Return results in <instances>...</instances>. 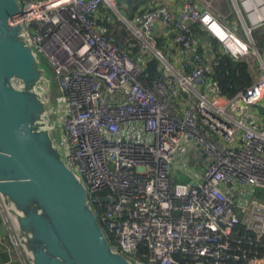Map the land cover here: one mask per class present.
Returning <instances> with one entry per match:
<instances>
[{
    "label": "built area",
    "instance_id": "2783aa9c",
    "mask_svg": "<svg viewBox=\"0 0 264 264\" xmlns=\"http://www.w3.org/2000/svg\"><path fill=\"white\" fill-rule=\"evenodd\" d=\"M124 1L19 0L18 19L67 106V164L111 246L133 263L264 264L247 247L264 240V201L256 196L264 190V49L254 36L264 0H231L240 25L211 1L183 0L177 11L153 5L132 18L122 13ZM102 7L129 30L125 42L98 24ZM196 25L222 52L248 62L250 86L232 98L212 79L217 91L206 87L217 59L205 62ZM160 26L186 53L181 66L159 47ZM154 58L160 73L147 80ZM199 148L209 158L202 176L173 181L183 170L172 173L179 151L188 162ZM0 215V242L28 264L1 195Z\"/></svg>",
    "mask_w": 264,
    "mask_h": 264
},
{
    "label": "water",
    "instance_id": "95a60500",
    "mask_svg": "<svg viewBox=\"0 0 264 264\" xmlns=\"http://www.w3.org/2000/svg\"><path fill=\"white\" fill-rule=\"evenodd\" d=\"M21 12L19 0H0V195L26 258L29 264H135L111 246L85 185L65 160L47 98L52 81ZM172 180L188 183L191 176L178 169Z\"/></svg>",
    "mask_w": 264,
    "mask_h": 264
},
{
    "label": "trees",
    "instance_id": "16d2710c",
    "mask_svg": "<svg viewBox=\"0 0 264 264\" xmlns=\"http://www.w3.org/2000/svg\"><path fill=\"white\" fill-rule=\"evenodd\" d=\"M128 7H124L125 13L128 17L133 16V12L139 8V0H127ZM146 7L145 9H147ZM145 9L142 11L144 12ZM140 12V13H142ZM125 14V15H126ZM126 15V16H127ZM104 20H98L99 23L106 28L108 33L113 35L116 38V41L119 43H123L129 37L130 32L126 28V26L121 21H113L108 19V15L103 18ZM195 34L197 35H206L205 31H203L199 25L195 26ZM158 40V39H157ZM213 45H217L215 40H211ZM159 47H163V40H158ZM135 50V49H134ZM201 51V50H200ZM217 59V65L214 67V70L211 74L213 80L217 82L219 91L227 96L234 97L240 90L250 86L253 82V76L249 71L248 64L245 60L235 59L228 53H223L221 50L217 51L215 54ZM41 63L42 60H40ZM46 63V62H45ZM51 69V68H50ZM159 69L157 60L151 59L148 62L147 68L145 69V74L148 76L146 79L151 80L157 76H159ZM53 79H51V77ZM50 79L52 82H55L53 78V74L50 75ZM53 87V85H52ZM261 201H264V190L258 191L256 195ZM99 217V216H98ZM100 221V220H99ZM100 224L108 236L109 240H111V236L107 232L106 226L100 221ZM0 220V232H3V228L1 226ZM250 250V255L252 256H264V240L259 242H254L252 245L247 246ZM4 244L0 242V264H7L10 259V256L7 251H4Z\"/></svg>",
    "mask_w": 264,
    "mask_h": 264
},
{
    "label": "crops",
    "instance_id": "0c3cea01",
    "mask_svg": "<svg viewBox=\"0 0 264 264\" xmlns=\"http://www.w3.org/2000/svg\"><path fill=\"white\" fill-rule=\"evenodd\" d=\"M126 1H124V3L121 6V10H122V13L124 15L126 14L124 11V7L125 8L128 7V2H126ZM139 1H140L139 8L133 12L132 17H134L138 13L142 12L146 7L149 8L150 6H153V5L164 4V5H167L168 7L172 8L173 11H177L180 9V7L183 4V0H139ZM206 1H211L215 11L217 13H219L221 16H227L228 17L227 21L232 22V21H230V18L232 17V14H234L235 12L233 11V5H232L231 0H196V3L201 4V2H206ZM101 15H103L102 17H104V18L106 17L105 14H101ZM127 17H128V15H127ZM132 17H128V18H132ZM108 19H111V17L108 16ZM258 30L259 31L264 30V26L258 28L256 31H258ZM239 31H240L239 33L241 35H243V32L240 29H239ZM154 34L156 35V39L163 40V47H161V48L164 49L168 53V55L173 59L174 64L176 66H181V61L183 59H185L187 57V55L183 50H181V48L179 46L172 43L171 38H170L167 30H165V28L163 26H160L158 29H156L154 31ZM206 35H207V33H206ZM202 36H204V35H202ZM211 40H214V39H212L211 37H208V40L205 42L200 38V41L198 43V47L201 50L202 54L204 55V60L206 63L209 62L210 58H212L216 54L217 51H219V50L222 51V47L218 43H216L217 45H213L211 43ZM260 42H262V41H260ZM258 48L263 50L264 49V42L262 44H260V47H258ZM223 53H225V52H223ZM247 64H248V62H247ZM248 67H249V64H248ZM249 71H250V69H249ZM211 79H212V77L207 78L205 80L206 87L210 88L211 92L217 91L215 87H214L215 89H211L212 80H213V79L212 80ZM217 87H218V85H217ZM262 105H264V102L261 104V106ZM261 106H260V109H261ZM261 114L263 117L262 120H264V114L262 113V111H261ZM63 127H64V122L62 123V131L64 132ZM189 146L192 147L193 144L190 142ZM197 155H198L197 159H195V160L191 159L190 161L187 162L183 159V149H181L179 151V153L177 154L176 166H174L172 168V173L176 169L182 168L191 177H193L195 179H196V177L197 178L201 177L205 168L207 167V165L209 163V158L203 153L201 148H199ZM194 164H196V168H194ZM0 220H1V217H0ZM1 224H2V221H1ZM4 248H5L4 251H7L9 256H10V259L7 262V264H22V257L18 254V252L16 250L10 248L9 246H4Z\"/></svg>",
    "mask_w": 264,
    "mask_h": 264
},
{
    "label": "rangeland",
    "instance_id": "374dc122",
    "mask_svg": "<svg viewBox=\"0 0 264 264\" xmlns=\"http://www.w3.org/2000/svg\"><path fill=\"white\" fill-rule=\"evenodd\" d=\"M101 13L98 15V20L103 21L104 17H102L103 15L101 14H105L106 16L108 15L109 17H111L113 21H118L117 19V13L107 9L105 7H102ZM238 17L236 16V14H232V17L230 18V21H236L239 25V21H238ZM98 24L103 27L99 21ZM264 26V25H263ZM254 36H255V40L257 42L258 47H260V44H262L264 42V30L262 31H256L254 32ZM262 41V42H260ZM42 60V65L43 67L46 69L47 74L50 76L52 75V71L50 69V66L45 63V60L43 58H40ZM51 77V76H50ZM52 79V77H51ZM53 81V79H52ZM53 87L50 88L49 91V96H47L48 100L50 101V106L52 107V115L51 118L54 120V122L56 123V127H55V135L57 138L58 143L61 145V147L63 148V150H65L66 148V142L64 139V132L62 131V123L64 122L65 116H66V111H67V106L65 103L59 101L62 97L61 92L59 91L58 87H57V82H52ZM193 158L194 160L198 158V155L196 153L193 154ZM1 217V215H0ZM3 228V225H1ZM7 246V245H4ZM29 264V263H28Z\"/></svg>",
    "mask_w": 264,
    "mask_h": 264
},
{
    "label": "bare ground",
    "instance_id": "6f19581e",
    "mask_svg": "<svg viewBox=\"0 0 264 264\" xmlns=\"http://www.w3.org/2000/svg\"><path fill=\"white\" fill-rule=\"evenodd\" d=\"M48 96H49V94H48Z\"/></svg>",
    "mask_w": 264,
    "mask_h": 264
}]
</instances>
